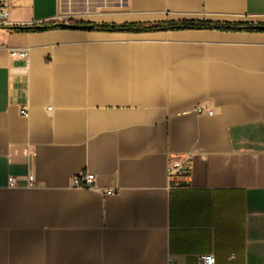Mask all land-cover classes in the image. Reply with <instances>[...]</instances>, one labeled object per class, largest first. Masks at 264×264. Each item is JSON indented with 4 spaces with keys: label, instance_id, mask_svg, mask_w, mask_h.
Instances as JSON below:
<instances>
[{
    "label": "crops",
    "instance_id": "0c3cea01",
    "mask_svg": "<svg viewBox=\"0 0 264 264\" xmlns=\"http://www.w3.org/2000/svg\"><path fill=\"white\" fill-rule=\"evenodd\" d=\"M10 17L0 264H264V30H14L259 24L264 0H12Z\"/></svg>",
    "mask_w": 264,
    "mask_h": 264
},
{
    "label": "trees",
    "instance_id": "16d2710c",
    "mask_svg": "<svg viewBox=\"0 0 264 264\" xmlns=\"http://www.w3.org/2000/svg\"><path fill=\"white\" fill-rule=\"evenodd\" d=\"M88 25V24H86ZM93 29L106 30V31H128V32H145L155 30H167L178 28H218V29H231V30H247L258 31L262 30L256 28L253 23L249 22H213V21H200V20H181V21H167L157 23H95ZM51 27H62L60 24L46 25V26H30V27H15L17 31L27 30H44Z\"/></svg>",
    "mask_w": 264,
    "mask_h": 264
},
{
    "label": "built area",
    "instance_id": "2783aa9c",
    "mask_svg": "<svg viewBox=\"0 0 264 264\" xmlns=\"http://www.w3.org/2000/svg\"><path fill=\"white\" fill-rule=\"evenodd\" d=\"M12 0H0V29L9 28L12 25L10 17V8ZM14 54L25 55L26 51L23 49H15ZM25 115L28 114V111H24ZM190 170L189 162L187 159L184 160H174L169 165V175L174 177L178 174H188ZM31 178V185L35 186L34 177ZM14 177L9 178L11 185L14 184ZM73 185L78 188H93L95 186V174L91 172L81 173L74 177ZM107 194H112L114 191L109 189L106 191ZM200 264H216L215 256L211 253H205L199 257Z\"/></svg>",
    "mask_w": 264,
    "mask_h": 264
},
{
    "label": "water",
    "instance_id": "95a60500",
    "mask_svg": "<svg viewBox=\"0 0 264 264\" xmlns=\"http://www.w3.org/2000/svg\"><path fill=\"white\" fill-rule=\"evenodd\" d=\"M60 25L64 27H70V28H91L93 25H78V24H66V23H61ZM256 28L264 30V23H259L254 25ZM29 27V26H25Z\"/></svg>",
    "mask_w": 264,
    "mask_h": 264
}]
</instances>
